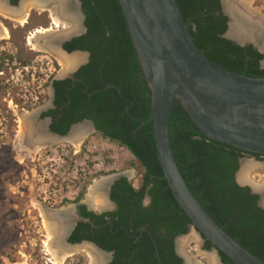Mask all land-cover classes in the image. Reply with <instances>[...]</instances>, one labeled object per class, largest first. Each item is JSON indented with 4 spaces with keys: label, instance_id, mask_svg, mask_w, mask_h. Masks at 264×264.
I'll return each instance as SVG.
<instances>
[{
    "label": "trees",
    "instance_id": "trees-1",
    "mask_svg": "<svg viewBox=\"0 0 264 264\" xmlns=\"http://www.w3.org/2000/svg\"><path fill=\"white\" fill-rule=\"evenodd\" d=\"M17 1L11 0V4ZM79 1L87 31L64 48L67 52L89 53V61L75 73V82H53L55 107L44 116L52 120L50 130L61 136L74 124L92 121L97 135L125 148L132 156L129 166L138 171L139 187L125 178L115 182L111 191V200L117 205L115 212L97 214L80 207L81 216L95 227L79 223L69 242L89 241L112 252L110 264H157L150 238L141 234L142 228H147L157 242L162 264H181L174 253V240L186 235L191 223L163 179L153 125L142 123L150 115V89L122 9L117 0ZM176 2L195 45L207 58L235 73L264 78V69L260 68L264 54L251 45L241 47L223 38L228 27L220 0ZM35 18L27 28L40 23L41 19ZM54 66L57 69L55 62ZM110 85L120 90L109 89ZM0 117V131L9 122L6 129L13 138V116L4 114L3 109ZM169 138L179 170L203 209L230 237L264 262V210L258 207V196L235 180L239 159L256 154L202 134L179 101L170 118ZM83 194L81 191L73 203L80 202ZM145 196L150 198L147 207L142 205ZM211 249L206 241L204 250ZM220 256L223 264H233Z\"/></svg>",
    "mask_w": 264,
    "mask_h": 264
},
{
    "label": "water",
    "instance_id": "water-1",
    "mask_svg": "<svg viewBox=\"0 0 264 264\" xmlns=\"http://www.w3.org/2000/svg\"><path fill=\"white\" fill-rule=\"evenodd\" d=\"M117 1L122 9L138 62L150 89V115L148 120L142 123L153 125L156 153L163 179L175 202L190 221L189 230L197 234L200 244L203 241L201 238L209 242L212 249L205 254L213 255L218 264H223L220 254L233 264H264L262 260L230 237L203 209L179 170L169 138L170 118L175 102L179 101L193 124L208 138L228 144L243 152L264 156V78L235 73L207 58L195 45L176 0ZM245 1L247 0L244 2L220 0L222 13L227 17L228 27L223 38L241 47L251 45L264 54V43L259 41L260 38L257 39L251 34L254 30L264 34V20L257 25L252 20L254 17L250 16V9L257 8L245 4ZM73 2L76 5L77 14L82 17V13L79 12L80 1L73 0ZM57 3L56 1L47 3L49 5L47 8L51 9L50 4L56 5ZM241 5L246 6V15L237 10L236 6ZM17 7L8 8L16 11ZM62 31L57 32L50 29L43 31V34H39L38 37L43 41L44 47L48 43L49 46L55 44L58 50L66 55L77 53L86 57L85 52L67 53L63 50V44L72 37L78 36L82 30L68 36L60 35ZM81 63L65 76L68 77L75 72ZM260 67L264 69V59L260 62ZM108 88L120 90L113 85ZM36 114L32 113L35 120L38 116ZM49 125V119L41 122L48 136L59 142L69 144L75 142L79 146L87 137L97 133L93 122L89 120L72 125L64 136L53 133ZM84 127H86L84 136L80 140L72 141V134ZM49 146L51 145L42 146L39 150ZM245 161H247L246 158L238 161L239 168L235 174L236 183L241 187H249L251 192L258 196V207L264 210V196L255 186L264 182V179L259 183L251 178L249 183L239 180V173ZM120 176L123 174L100 178L90 187L91 189L95 185H105V197L109 208L100 209V213L114 208L113 203L109 201V192L110 187ZM87 202L83 203L87 204L89 209L94 210ZM147 204L148 199H145L144 206ZM45 209L52 212L51 214L70 213V223L62 230L61 240L69 247L74 246L67 243V238L79 220L75 214V206L58 210ZM142 233H146L152 242L157 264H162L157 242L152 233L147 228H143ZM183 236H178L174 240L175 249L180 255L178 245L179 239ZM84 243L104 255V264H110L113 258L112 252H105L93 243ZM183 259L184 264H187V259L194 264H206L184 255Z\"/></svg>",
    "mask_w": 264,
    "mask_h": 264
},
{
    "label": "rangeland",
    "instance_id": "rangeland-1",
    "mask_svg": "<svg viewBox=\"0 0 264 264\" xmlns=\"http://www.w3.org/2000/svg\"><path fill=\"white\" fill-rule=\"evenodd\" d=\"M250 1L254 8H264V0ZM50 61L57 64V69ZM48 62L49 77L66 78L60 75V66L50 52ZM14 113L13 138H9L7 133L9 122H5L0 131V264H51L45 247L46 230L35 205L49 210L67 209L75 206L73 202L81 191L84 194L80 202H87L90 187L95 181L116 174L128 175L132 184L137 186L138 171L129 166L133 158L125 148L97 134L87 137L78 149L72 144L58 142L27 156L26 151H20L18 147L17 118L20 114ZM30 115L32 123L29 120L27 124L34 126L35 119ZM246 159L252 167L249 179L261 182L264 179V162ZM99 173L104 175L97 177ZM65 201L68 203L63 204ZM89 204L91 206L90 201ZM179 242L183 244L182 255L205 263L207 254L196 233L189 230ZM63 264L90 262L85 252H79Z\"/></svg>",
    "mask_w": 264,
    "mask_h": 264
},
{
    "label": "flooded vegetation",
    "instance_id": "flooded-vegetation-1",
    "mask_svg": "<svg viewBox=\"0 0 264 264\" xmlns=\"http://www.w3.org/2000/svg\"><path fill=\"white\" fill-rule=\"evenodd\" d=\"M20 1L22 3V0H18L16 5H12L11 0H8V1L0 0V2L4 5L5 9L11 10L8 7L18 6L17 7L18 9L16 8V11H18L21 8ZM35 1H36L35 6H29L28 7L29 9L27 8L28 10L26 9L23 13H20L17 16L16 15L8 16V15H4L0 13V36H3V38L0 37V90H1L0 91V115L3 109H4V114L5 113L6 115L10 114L13 116V118L15 116L14 112H18V114H20V115L17 114L18 115L17 123H18L19 118L21 117L23 118L29 114L36 112L38 116L33 124L34 127L41 126V122H43L46 119L50 120V125L52 123L51 118L48 116H44V115L47 114L50 110H53L55 107L56 89L54 87L53 82L65 81V80H71L72 82H75L76 80L74 77L75 73L82 66L86 65L89 61V53L85 52L87 53V56L86 57L83 56L82 58L83 62L81 61L82 62L81 65L78 67V69L75 72L71 73L70 76L63 78V79H55L52 76V81L49 83L48 63H47L48 51L47 50L50 48L51 45L48 46V44H45V47H44L42 45L43 41L38 37V35L43 34L42 33L43 31L45 32L50 29L51 31H57V32L58 31L60 32L63 30L60 33V35H66V36L69 35V34L64 33V30L66 29V27L64 26L63 22L60 21L59 27L57 28L53 27L54 23L51 17V15L52 16L54 15L53 13H55V16H56L58 10L60 12L62 7H64L63 5L64 2L61 3L62 0H58V3H57V0H55L57 4L56 5L50 4L51 6V9H50V8H47L49 7L47 3L53 2L54 0L52 1L35 0ZM79 12L82 13V17L79 15L80 16L79 26L82 31L78 36L72 37L71 39L67 40L63 44L64 51H66L64 48L65 44L71 42L75 38H78L84 35L87 31V28L85 26V15L81 8V2H80ZM35 17H39L41 19L40 23L38 25L34 24L32 26H28L27 28L26 26L29 24V21L33 18L36 19ZM22 29L23 31H20ZM60 53L64 54L62 52ZM67 53H72V52H67ZM49 91H51L50 94H49ZM29 118L31 119V115ZM14 122H15V119H14ZM30 122L32 123V120ZM50 125H49V128H50ZM242 158H252L254 162H257V161L264 162V156L262 155H255L252 157L248 155H244ZM120 178H125L130 183H133L132 180L129 179L128 175L124 174L123 176H120L116 181H118ZM113 185L110 187V192H109V201L110 203H113L114 205V208L111 210L100 213V209L91 210L89 209V206L87 204H84L81 202L74 203L75 214L79 220L77 221L76 225L73 227L70 235L67 238V243L74 245L72 247H75V246L82 247V248L90 247L89 245H86L84 243V242H89V241H80L78 243L69 242V239L73 235L79 223L81 222L88 223V224H91L93 228L95 227L93 223L90 222L87 218H83L81 216L80 207L83 206L85 207L87 212L97 213V214L112 213L117 210L116 203H114L111 200V191H112ZM133 186L138 188L139 184L137 186L133 184ZM149 189H150V186L146 188V192ZM145 199H148V204H147L148 206L150 204V198L148 196H145V198L142 201V205L144 206ZM88 204H89V201H88ZM147 206H144V207H147ZM91 207H92V204H91ZM108 208H109V204H108ZM69 216H70V213H68V216L65 217L66 222H70ZM105 219L108 220L109 218L106 217ZM66 227H67V224L64 223L63 229H65ZM201 240H203L201 246L204 250L206 240L202 238ZM89 243H92V242H89ZM179 251L183 252L182 248H180ZM210 251L211 250L206 251V252H210ZM174 253L181 260V264H184L182 253L181 255L178 254L177 250L175 249V246H174ZM188 262L189 260L187 259V264H190V262L189 263Z\"/></svg>",
    "mask_w": 264,
    "mask_h": 264
},
{
    "label": "bare ground",
    "instance_id": "bare-ground-1",
    "mask_svg": "<svg viewBox=\"0 0 264 264\" xmlns=\"http://www.w3.org/2000/svg\"><path fill=\"white\" fill-rule=\"evenodd\" d=\"M47 1H51V0H47ZM241 1L244 2V0ZM35 2H36L35 0H22L21 8L18 11L5 9L4 5L0 2V13L8 16H13V15L17 16L18 14L23 13L29 6H35ZM63 2H64L63 4L64 7H62L60 12L59 10L58 12L56 11L57 12L56 16L55 13H53L54 15L52 16V21L56 26V28L59 27L60 21L63 22L64 26L66 27V29L64 30V33L66 34H72L78 32L80 30V26H79L80 24H79V15L77 14L76 11V5L73 2V0H62L61 3ZM245 4L249 6L252 5L250 0L245 1ZM236 8L242 14L244 15L247 14L245 13L247 11L246 6L241 5L240 7L236 6ZM250 13H251L250 16L254 17L252 18V20L256 22L257 25L260 23L261 20L262 21L264 20V8L252 9V10L250 9ZM54 25L53 27H55ZM251 34L257 39L260 38L259 41H262L264 43V34L259 33L257 30L252 31ZM0 37L3 38V36ZM47 51L52 54V56L55 58L56 62L60 66L59 73L61 76L66 75L69 71H71L76 66H78L83 58V55L77 53H74L69 56L66 54L65 55L61 54L60 53L61 51H59L57 46L54 44H52V46H50V48ZM28 116L30 117V114L23 118L21 117L18 119L19 133L17 135V142L20 151L24 150L26 151L25 153L27 154V156H33L39 151L40 147L45 145H53V144L56 145V143L59 142L56 139L48 136V134H46L45 131L43 130L42 126H36V127L28 126L27 123H29V120H31ZM85 131H86V127L79 128L77 131H75L72 134L71 140L72 141L74 139L80 140L84 136ZM73 143L75 144V142H72L71 144ZM74 146L76 149L79 148L78 144H75ZM247 162L248 161H245L243 163L242 170L239 173V180L244 183H249L248 175L252 169V167ZM255 186L264 196V182L261 184H256ZM105 190L106 188L105 185L103 184L95 185L90 189V196L88 200L91 202L93 209L108 208V203L105 197ZM35 206L43 219L44 227L46 230V239H47V241L45 242V247L48 255L51 257L50 259L51 264H63L65 259L81 251L87 254L90 264H104L105 261L104 255L96 252V250H94L91 247H85V248L78 246L68 247L64 245V243L61 240V237H62V230H64L63 229L64 223L67 224V226L70 223V222H66V218H65L66 216H68V212L51 214L52 212L46 210L41 205L36 204ZM178 246H179L178 250H180L181 246L183 247V244L180 245L179 243ZM203 256L204 255H202V257ZM205 263L218 264L215 257L211 254L205 255ZM190 264H194V263L190 262Z\"/></svg>",
    "mask_w": 264,
    "mask_h": 264
},
{
    "label": "built area",
    "instance_id": "built-area-1",
    "mask_svg": "<svg viewBox=\"0 0 264 264\" xmlns=\"http://www.w3.org/2000/svg\"><path fill=\"white\" fill-rule=\"evenodd\" d=\"M51 62V61H50ZM47 63L49 64V62H48V59H47ZM52 63V66H54V62H51ZM55 70V69H54ZM50 78V77H49Z\"/></svg>",
    "mask_w": 264,
    "mask_h": 264
}]
</instances>
